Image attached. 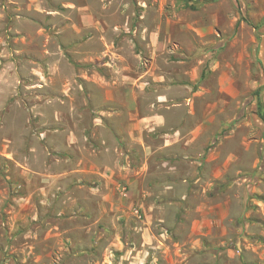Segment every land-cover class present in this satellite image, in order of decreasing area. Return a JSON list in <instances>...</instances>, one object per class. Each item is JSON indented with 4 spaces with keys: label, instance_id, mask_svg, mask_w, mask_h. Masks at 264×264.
Listing matches in <instances>:
<instances>
[{
    "label": "rangeland",
    "instance_id": "rangeland-1",
    "mask_svg": "<svg viewBox=\"0 0 264 264\" xmlns=\"http://www.w3.org/2000/svg\"><path fill=\"white\" fill-rule=\"evenodd\" d=\"M0 264H264V0H0Z\"/></svg>",
    "mask_w": 264,
    "mask_h": 264
}]
</instances>
